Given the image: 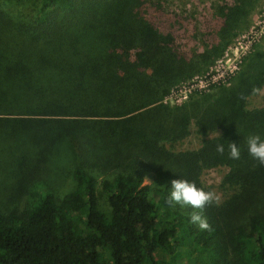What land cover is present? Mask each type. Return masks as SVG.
<instances>
[{
  "label": "trees",
  "instance_id": "16d2710c",
  "mask_svg": "<svg viewBox=\"0 0 264 264\" xmlns=\"http://www.w3.org/2000/svg\"><path fill=\"white\" fill-rule=\"evenodd\" d=\"M258 3H210L186 51L180 16L158 17L155 1L0 0V264H264V167L246 145L264 139V107L246 104L264 53L226 87L162 103L222 57ZM190 125L199 146L172 150ZM222 167L210 230L166 203L171 180L209 191L200 175Z\"/></svg>",
  "mask_w": 264,
  "mask_h": 264
},
{
  "label": "rangeland",
  "instance_id": "374dc122",
  "mask_svg": "<svg viewBox=\"0 0 264 264\" xmlns=\"http://www.w3.org/2000/svg\"><path fill=\"white\" fill-rule=\"evenodd\" d=\"M155 1L160 4V9L157 11V16L164 17L166 14H177L180 17L177 19L180 21V26L178 27L175 37L176 40H179V44L184 50H190L194 48L196 44V40L198 38V32L201 29L205 28L209 24L213 22V19L209 17V10L208 7L210 3H214L216 1L222 0H151ZM228 1L229 3L231 0H224ZM264 4V0H259L258 6L256 7L255 11L250 15L248 19L249 26L254 25L258 21V14L262 9ZM152 12V11H151ZM247 29L242 32L239 36L234 38L231 43L226 47V51L228 54V58L231 60L233 58L232 53L236 52V55L240 57V62L236 61V70L233 73L232 77L236 75V73L240 72L247 62V58L251 55L254 51H262L264 53V33L259 37L258 40L254 41L252 45L245 50L243 47L242 49L239 48L237 41H240L241 36L247 34ZM241 46L242 43H241ZM231 58H230V57ZM231 77V78H232ZM230 82V80H229ZM228 84L224 85V87L228 86ZM259 94H252L247 97L246 104L248 109H259L264 107V85L260 88ZM211 92V91H209ZM209 92H205V94H209ZM199 146V139L194 134V128L190 125L189 128V136L184 140L176 143L172 150L174 151H186V150H194ZM225 168H215L211 170H205L200 175V182L204 188H207L209 191H214L220 196V201L223 199V194L220 193L218 190V186L220 181L225 174ZM144 182L149 184L150 180L145 179ZM1 199V197H0ZM185 208H183L184 210ZM185 212L189 216L190 220V213ZM196 225V224H195ZM197 226V225H196ZM186 260V259H185ZM191 261L189 258L187 259Z\"/></svg>",
  "mask_w": 264,
  "mask_h": 264
},
{
  "label": "clouds",
  "instance_id": "9594fccd",
  "mask_svg": "<svg viewBox=\"0 0 264 264\" xmlns=\"http://www.w3.org/2000/svg\"><path fill=\"white\" fill-rule=\"evenodd\" d=\"M259 88H253V94L260 93ZM245 99V97H241ZM247 151L249 155L264 167V139L258 134H251L246 138ZM216 152L223 155L225 147L223 144L216 146ZM228 154L230 159L238 160L241 155L240 147L236 142H229ZM171 191L166 198V203L170 206L180 205L181 207H191L194 209L190 213V222L196 224L201 230H210L207 218L202 215L206 206L219 205L220 196L214 191H205L198 187L195 182H190L184 178L173 179L170 182ZM198 210V211H196Z\"/></svg>",
  "mask_w": 264,
  "mask_h": 264
},
{
  "label": "built area",
  "instance_id": "2783aa9c",
  "mask_svg": "<svg viewBox=\"0 0 264 264\" xmlns=\"http://www.w3.org/2000/svg\"><path fill=\"white\" fill-rule=\"evenodd\" d=\"M247 31V34L241 36V40L237 41L239 48L242 49L243 47L245 50L264 33V4L258 14V21L249 26ZM241 43L243 46H241ZM232 55L233 58L230 60L225 49L222 57L205 74L193 76L171 88L163 98L162 103L169 106H178L185 103L195 93L209 92L212 88L228 84L236 70V61L240 62V57L236 55V52Z\"/></svg>",
  "mask_w": 264,
  "mask_h": 264
}]
</instances>
